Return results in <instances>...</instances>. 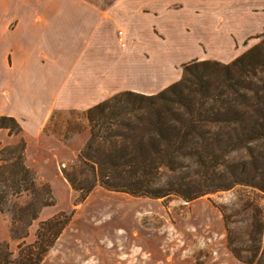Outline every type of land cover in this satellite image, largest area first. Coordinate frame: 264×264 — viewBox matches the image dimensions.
Returning <instances> with one entry per match:
<instances>
[{
	"label": "rangeland",
	"instance_id": "374dc122",
	"mask_svg": "<svg viewBox=\"0 0 264 264\" xmlns=\"http://www.w3.org/2000/svg\"><path fill=\"white\" fill-rule=\"evenodd\" d=\"M103 1L105 4L123 5L118 13L119 23L105 26V31L115 29L119 49L125 50L134 44L136 51H142L143 55L135 59L134 68L136 73L145 72L151 78L148 80L147 76L139 74L134 80L127 78L122 71L133 67L128 63L133 59L113 52L111 57L102 59L105 81L98 99L103 98L104 101L116 93L131 91L124 87L132 85L137 88L145 86L143 91L148 93L141 94H156L180 80L185 64L211 61L227 65L244 54H251L253 48L263 43L260 51L254 53L257 58H252L250 67L239 80L240 86L251 89L240 91V95L247 92L249 101L233 92L225 97L231 103L257 102L259 98L253 97L252 90L258 89L264 102V28L255 34H247L250 24L258 20L260 11L247 9L244 0H195V9L190 4L191 0ZM131 15L135 19L129 23ZM108 41L106 38L104 47L115 48L111 44L113 42ZM87 68L88 73H82L81 77L88 79L90 88L95 74L90 73L91 66ZM255 110L249 109V115H262ZM84 120V112L56 111L47 126L48 134L64 142L85 130L87 139L78 151L79 142L73 144L75 152L71 158L57 163L60 177L53 185L34 172L38 196L48 202L53 201V205L39 210L37 219L27 228V243L34 242L42 222L61 212L69 215L64 231L38 264H195V260L188 258L195 255L197 264H202L207 256L204 244H213L216 264H249L246 262L249 259L254 260L253 264L264 262V191L257 188L237 185L185 201L175 195L164 198L131 196L96 185L81 200L80 194L65 179V173L75 174L79 180L91 179L86 171L80 174L86 169L78 162V153L89 137V126ZM245 159L257 160L258 168L264 170V139L239 144L219 163L227 166ZM223 169L221 166L217 171ZM193 170L195 174L201 172L197 167ZM174 175H163L162 180H169ZM258 181L263 184L264 175ZM32 199L31 194L24 193L10 198L4 206L6 211L2 214L8 223L9 234L10 210L24 208ZM15 241L10 246L7 241L0 242V260L5 256L12 264H24L21 260L27 259L29 250L25 245L22 248L19 245L27 243L25 238L19 245H15ZM258 247L259 251L254 256ZM233 250L242 260L235 256ZM148 252L152 257L145 256ZM177 253L184 256L177 258Z\"/></svg>",
	"mask_w": 264,
	"mask_h": 264
},
{
	"label": "trees",
	"instance_id": "16d2710c",
	"mask_svg": "<svg viewBox=\"0 0 264 264\" xmlns=\"http://www.w3.org/2000/svg\"><path fill=\"white\" fill-rule=\"evenodd\" d=\"M262 46L263 43L257 45L251 54L227 65L192 61L183 66L179 81L156 94L122 91L85 110L89 137L78 153V162L86 169L80 174L86 171L91 179L79 180L75 174L65 173L70 187L80 194L81 200L96 185L131 196L175 195L185 201L237 185L264 191V183L258 181L264 170L258 168L257 160L245 159L227 166L219 163L239 144L264 139V102L260 90H252L253 97L259 98L257 102L231 103L225 97L229 92L247 96L246 91L240 95L245 87L240 86L239 80ZM249 109L262 115L251 116ZM0 129L8 130L9 135L21 132L19 123L7 116H0ZM24 152L23 140L0 149V212L5 213L4 206L10 198L24 193L33 196L24 208L10 210V237L19 241L26 238L27 228L37 219L39 210L53 205V201L38 196L35 174L26 166ZM221 166L224 169L217 171ZM195 167L200 174H195ZM174 173L171 179L162 180L163 175ZM45 193L49 195V191ZM68 220L69 215L61 212L42 222L34 242L19 245L29 250L27 259L21 261L38 264ZM262 244L264 255V237ZM255 250L254 256L259 247ZM233 252L242 260L238 252ZM246 262L253 264L254 260ZM0 264L12 262L4 256Z\"/></svg>",
	"mask_w": 264,
	"mask_h": 264
},
{
	"label": "crops",
	"instance_id": "0c3cea01",
	"mask_svg": "<svg viewBox=\"0 0 264 264\" xmlns=\"http://www.w3.org/2000/svg\"><path fill=\"white\" fill-rule=\"evenodd\" d=\"M244 1L247 9L260 11L247 33L255 34L264 28V0ZM190 4L195 9V0ZM121 6L105 4L103 0H0V116L14 118L21 127L18 135L0 129V148L23 140L26 166L51 185L60 177L57 163L71 158L75 152L72 145L76 142H79L76 150L81 148L87 131L64 142L48 134L47 126L56 111L84 112L103 100L97 98L104 88L103 57H111L115 52L133 59L128 61L133 67L122 74L133 80L138 74L151 78L145 72L136 73L134 68L135 59L143 55L142 51H136L134 44L119 49L115 29L105 31V26L119 23ZM131 16L129 23L135 19ZM105 34L115 45L114 50L104 47ZM88 66L90 73L95 74L90 88L88 79L81 77L82 73H88ZM124 89L142 93L146 88L132 85ZM28 238L29 234L26 243ZM4 241L9 246L13 242L8 223L0 212V242ZM15 242V245L21 243ZM204 245L207 256L202 264H216L213 244ZM145 256L152 257L149 252ZM188 258L197 264V255Z\"/></svg>",
	"mask_w": 264,
	"mask_h": 264
}]
</instances>
